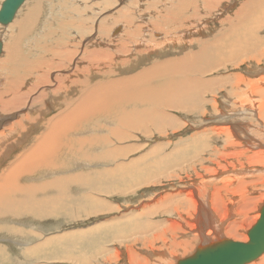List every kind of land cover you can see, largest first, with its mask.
Masks as SVG:
<instances>
[{"label":"bare ground","instance_id":"bare-ground-1","mask_svg":"<svg viewBox=\"0 0 264 264\" xmlns=\"http://www.w3.org/2000/svg\"><path fill=\"white\" fill-rule=\"evenodd\" d=\"M51 1L23 0L13 18L0 29L4 39L3 43L0 41V217L14 223L15 228L29 229L26 223L11 218L51 215L50 210L63 209L73 199L69 190L79 187L83 189L77 198L102 206L91 209L100 214L111 209L102 197L112 192L106 191L110 184L116 185L119 180L121 186L128 185L118 187L119 190L134 194L132 190L143 188L146 183L147 187L154 186L161 174L174 167L178 174L174 172L162 180L177 179V183L169 181L175 187L173 193L165 194L158 203L125 210L129 212L128 221L135 223L130 224L134 234L122 237L147 242L148 235H153L163 244L155 250H145L144 258L136 257L127 248L129 253L123 264H148L146 260L152 264H177L196 248L235 237L239 226L232 218L239 214L246 219V212H251L249 209L257 200L247 193L248 189L261 184L264 190V66L259 65L264 58V0H242L237 7L238 0H115L120 3L115 15L111 12L113 15L103 16L102 9L94 13L95 23L101 14L95 28L97 34L88 37L85 34L90 30L82 25L87 18L79 15L91 7H78L80 0H60L66 5L45 14ZM168 1L172 3L162 8ZM61 8L66 11L63 20L67 22L59 31L56 27L60 18L56 16ZM216 21L218 25L210 28V22ZM70 32L78 38L70 39ZM58 38L60 43L54 44ZM174 50L175 54L165 56L164 52ZM242 57H246L243 63L249 65L245 69L249 78L231 71L241 65ZM134 61L148 64L139 68L137 65L140 72L128 77L125 68ZM225 63L228 66L217 74L227 71L226 89L220 92L215 86L218 77L208 73ZM194 74H207L209 80L193 77ZM208 82L212 97L203 101L201 86ZM176 107L188 115L184 116L186 119L188 113H197L189 122L197 129L186 137L177 136L172 144L161 140L162 143H152L135 153L142 146L127 141V137H135L133 133L146 136V128L151 126L165 137L167 131L172 134L185 126L184 120L170 114ZM196 138L202 149L187 159H175L174 154L182 149L192 151ZM116 141H125V145L114 146ZM171 158L173 162H169ZM109 163L112 166L106 167ZM196 166L200 169L196 170ZM138 175L145 178L139 180ZM192 176H207L205 180L222 185L220 191L238 196V213H229L231 209L221 197L222 192L216 190L212 198L205 188L193 190L194 181L192 188L184 192L182 184L194 180ZM151 178L152 183L148 181ZM87 189L90 193L84 191ZM171 205L168 212L177 213L174 223L154 220L138 230V221L144 215L152 216ZM260 207L254 224L260 217ZM183 213L190 214V223L180 220ZM118 225L100 223L93 230L99 232ZM249 229L243 231V242L248 240ZM64 231L45 239L37 234L40 241L28 248L25 247L29 241L13 239L20 242L23 255L30 257L45 252L47 245H54L65 236L64 240L72 236ZM167 231L170 239L166 238ZM99 254L103 250L97 251ZM114 255L119 256L118 252ZM112 256L105 255L98 262L113 264Z\"/></svg>","mask_w":264,"mask_h":264},{"label":"rangeland","instance_id":"rangeland-1","mask_svg":"<svg viewBox=\"0 0 264 264\" xmlns=\"http://www.w3.org/2000/svg\"><path fill=\"white\" fill-rule=\"evenodd\" d=\"M241 1L242 0H238L236 2V7L239 5V3ZM169 2L170 1L165 2V4L162 5V8L164 6L168 7V5H170ZM78 3H79L78 7H80V6H82V7L85 6V8H90L91 7L89 11L83 12L81 15H79V16L84 15V17L87 18V21H84L85 24H82L83 28L85 27L88 30H90V33H86L85 34L86 37L92 36L91 34H95V33L97 34V30H95V28L97 29L98 18L101 15V14L98 13L99 17L97 18V23H95V19L97 17V14H94V13L95 12L97 13V9H102V11H101V12H103L102 15L104 13H107V14L111 15L112 14L111 12H113V14L115 15L116 14L115 12L120 7V3L118 4L115 0H80ZM170 3H172V2H170ZM64 4H65V2H64ZM59 5L65 6L66 4L65 5L60 4V0H55V1L52 0L50 6L46 8L45 14L49 10H56V12H57V10L61 7ZM148 5H149V3H148ZM150 10L152 11L153 9H150ZM64 11H65V9L61 8L60 11L57 13V16H56L57 18H60V22H59L58 26L56 27V29H58L59 31L62 30V27L65 28V25H66V22H67V21L63 20ZM103 16H105V14ZM76 18H77L76 20H78L79 17L76 16ZM216 22L215 23H211L210 22L209 27L211 28V26L213 27V26L218 25V22L217 23ZM92 23H94V24L92 25ZM3 26H5V25L0 24V29ZM56 29L53 31V34L56 33ZM70 33H71V35H68L69 37H71L70 39H74L75 40L77 35L75 33H72V32H70ZM206 33L209 34L208 31ZM68 36L66 38H64V40L68 39L69 38ZM0 41H1V43H3L4 39L0 37ZM53 42H54V44H58V43H60V40L58 38L57 40H54ZM191 47H193V45H191ZM1 49L3 50V47ZM164 53H165V56H170L172 53L175 54L176 51L174 50V51H168V52H164ZM154 57H155V55H152L151 59H153ZM245 58L246 57H242L239 60V62H241V65L239 67L233 68L231 71H233V72L235 71L234 73H238V74H240V75H242L244 77L246 76V78H249V75H247L248 74L247 71H245V69L247 70L249 68V65L247 63H243ZM259 63H260L259 64L260 68L263 67L264 66V58H261ZM141 64H142V66H145L148 63L145 62V63H141ZM141 64H138L137 61H134L132 64H129V66L127 68H125L127 76L130 77V74H132V73H135V74L139 73L140 71H139V69H137V67L139 68L141 66ZM137 65H139V66H137ZM225 65L228 66V64L225 63V64L221 65L218 69H214V70H212V71H210L208 73V74L214 75V76H211V77H218V80L215 82V86L217 88L221 89L220 92H223L224 89H226V84H225L226 75H224V74H227L226 73L227 71H224V74H220V75H217V74L220 73L219 71H223L222 69H225V67H226ZM246 65L248 66V68H246ZM130 70H132V71H130ZM239 70H240V73H239ZM192 76L193 77H199V78H206V80H209V76H207V74H203V75L194 74ZM210 88H211V83H209V82L201 86V92H200V99L201 100L207 101L209 98L212 97V95H210ZM250 98H252V97L250 96ZM218 101H220V100H218ZM200 106H202V103L199 104V107ZM173 109L175 110V112L171 111L170 114H172L174 117H176V119L184 120V125L185 126L181 127L178 130V132L177 131L172 132V134L170 133L171 131H169V133L167 131L166 134H165L167 137L166 136L163 137L162 135H160V132L158 130L156 132L153 131L151 126L146 128L148 130V132H149L148 134H146V136H143V135L141 136V134H139L137 132L133 133V135L135 137L132 140L129 137H127L128 138L127 141L128 142H132L133 141V143H135V145L142 146V148L137 150V152H135V153L143 151L144 148L150 147L152 143L156 142V143L159 144L161 142V140H163V141H165V140L167 141L168 140L172 144V143H174V141L177 140V136L186 137V135L188 136V134L190 132H192L193 130L197 129L196 126L192 125V123H189V122L192 121V119L196 116L197 113H188L189 117L186 119L185 117L188 116V115L185 114V113H183V114L180 113V108L176 107V108H173ZM192 127H193V129H192ZM181 130H183L184 132L181 131ZM129 140H131V141H129ZM200 144L201 143H200V139L199 138L194 139L192 141V146H191L192 151H188L187 152V150L182 149V151H180L178 154H174V157H175V155L177 156L175 159H177V158L179 159V157H182V156H184V159H187L189 156L192 155V152L199 151V150L202 149L203 145L202 144L200 145ZM117 145H121V146L125 145V141H122V142L116 141V142H114V146H117ZM160 145L162 147V144H160ZM204 150H206V149H204ZM206 152L207 151H203V153H206ZM12 154H14V153H11V155ZM131 156H132L131 154L128 155V157H131ZM241 160H244L243 164L247 165V162L245 161V158L241 157ZM173 161H174V158H171L169 160V162H173ZM169 162H163V165L170 164ZM221 163L224 164L225 162L222 161ZM109 165L112 166L109 163V164H106V167H109ZM208 166H211V165L208 164ZM197 169H200L199 166L198 167L196 166V170ZM174 172L178 174V169L174 170V167H173L172 169H169V170H167L165 172L166 175H164L165 173L163 174L164 176L161 174L158 177L160 182L159 181H157V182L154 181L153 182L154 186L147 187L148 183H146L147 181L146 182L144 181L143 183H146L147 186H142L143 188H139V189L136 188L135 191L132 190L133 189V187H132L131 190L133 192H135L134 194L132 192L130 193V191L127 192L126 190H119L118 187H123V186L120 185L119 180L117 181L116 185L110 184L108 186V188H106V191L110 190V191H112L111 192L112 194L110 192L109 193H105V195H102V197L105 199V202L107 204L111 205V209L109 211H105L104 210L105 212L104 211H100L99 212L100 214H98V212H94L93 213L91 211V209L92 208L93 209H102V206L97 205V203H89L88 201H84L83 199H78L77 198V196H79L82 193V189H83L82 187H79V188H71L69 190V193H70V195L72 194L73 199L70 202H68V204L65 205V207H63V209L54 208V211L50 210L51 213H52L51 215H47L45 217H40V218L34 216V218H32L30 215L26 214V215H21L20 217H12L11 218L12 221H14V222H19V223L21 222V223H24V224L26 223L27 225H29L31 227L29 229H28L27 226H19V228L18 227L15 228V224L14 223L12 224V223L6 222V220H4V218L0 217V234H1L0 237H2V239H5L3 241L0 240V248H1V250H0V264H36V263L37 264H42V263L43 264L44 263L45 264H102V261L99 263L98 260H101V258L103 256L105 257V255H110V256L113 255L111 257V260H113V262H112L113 264H123L124 262L127 261V255L129 253L128 250L130 248H131L130 250H132L134 254L136 253V257L144 258V255H147V253H145V250L146 251H151V249L155 250L157 248V246H160L161 244H163V242L161 240H159V241L158 240H154L153 239V235H148V239L149 240L147 239V242H144L142 239H139L140 242H139V240H137L135 242V241H132V238H130V237H122V236L127 235V234H129V235L134 234V229L130 226V224H135V223L130 222V220L128 221V216H126V215L129 212H127V211H129V209L135 208L137 206L138 207H142L143 205H146V204L148 205V204L158 203L159 198L162 199L163 196L165 194H167V193H173V190L175 189V187L172 188L169 181L177 183V179H172V180H167V181H162V180L164 179L163 177H166L167 175H170V174H174ZM198 172L200 174L204 173L203 171H198ZM185 173L191 175L190 172H185ZM181 175L183 176V174H181ZM207 176H203V178L200 177L202 179H200V178L198 179V178H195L194 176H192L191 179H194V180L189 181L190 182V183L188 182L189 185L187 183L182 184V185H185L184 187H182L184 189H182V188H179V189H182V190H184V192H187L190 189V187H191L190 185H192V182L194 181L197 185L195 184L196 187H194L193 190L196 189L197 187L205 188L204 189L205 192L207 194H210V196L212 198H213V195L215 194L216 190L219 193L222 192L223 195H221V194H219V195H221V197L224 198V200L228 201L227 202V204H228L227 208H230L232 210V211L230 210L229 213L230 214L231 213L232 214H237L238 213L237 210L239 209V206H238L239 203H237V201L240 200L238 198V196H235L234 194L229 193L227 190L226 191L228 193L225 192V190L220 191L219 187H221L222 185L219 184V186H218V184L215 183V182H210V181L205 180L204 178L207 177ZM122 177L125 178L124 175H122ZM138 177H139L138 178L139 180H142V179L145 178L144 175H138ZM151 180H152V178L149 179L148 181L152 183L153 180L152 181ZM197 182H199V183H197ZM128 184H129V181H128ZM127 186L128 185H126L125 187H127ZM188 186H189V188H188ZM257 186H258V188H257ZM262 186L263 185H261V184H259V185L256 184V185L253 186V190L252 189H248L249 192L247 191V193L249 195H251L252 197H257L258 201L256 200V203L253 206V208L249 209L251 212H248V213L246 212V215H245V216H247L246 219L245 218L242 219L241 215H239V214H238V216L235 215L236 217L234 216L232 218V219H236L237 220L238 226H239L237 228L238 230H237L236 236L232 237V238L231 237H227V236H225V237H227L229 239H232L234 241H240V242L242 241L241 240L242 237L244 235H246V233H244L243 231L246 232L249 228H251L250 226L252 224H254L253 223V222H255L254 217L257 214H259L258 213V209L261 206L260 203L261 204L263 203L264 190H262L263 189ZM125 187H123V188H125ZM255 188H257V189H255ZM84 191L90 193L89 191H91V190L87 189V190H84ZM250 191H252V192H250ZM259 196H260V201H259ZM175 202L177 204L178 201H175ZM235 203H237L238 205H236ZM141 204H142V206H141ZM256 205H257V208H256ZM166 206H168V205H166ZM172 207H173L172 205L169 208H167V207L163 208L162 207V208H160L158 210L157 213H155L152 216L144 215L138 221V230L145 229L147 227V225L149 224V222L150 221L151 222H155L154 220L160 221L159 223L162 222V223H166V224L167 223L168 224H172V222L175 221L176 217H177L176 216L177 213L168 212V209H170ZM126 209H128V210L125 211ZM88 211H91V214H89ZM185 214L186 213L182 214V218L180 220L181 221L184 220V219L187 220V221L189 220L188 223H190L191 222L190 218H192V217L190 216V214L189 215L188 214L185 215ZM186 216H187L188 219L186 218ZM189 216H190V218H189ZM18 218L20 220H18ZM31 222H32V224H31ZM116 222L119 223V225L116 228L109 227V228H107L105 230H102V231H99V232L93 230V228L96 227L97 224H100V223L109 224V223H116ZM183 226L184 227L187 226V223H185ZM247 227H248V229H247ZM245 228H246V230H245ZM12 229L15 230V233L10 232ZM30 229H31V231H30ZM17 230H20V232L17 231ZM26 230H29L30 232L27 233ZM63 230H65L64 233H66L67 235H70V234L72 235L70 237L71 240H70V238L67 239V240H64L65 237H66L65 236L63 239L58 240L56 244L47 245V248H46L45 252L32 254L30 257L28 255L26 256V254L23 255V251L20 250V247H22V246H19L20 242H17V241L14 240L15 237H18V238L24 239V241H29L30 243H28L26 245L27 247H25V248H28V247L34 245L35 243H38V241H40L39 239L41 237H43L45 239V238H47L49 236L60 234V233L63 232ZM80 231H83V232L81 233ZM84 233H86V234L84 235ZM37 234L41 235L40 238H37ZM48 234H51V235H48ZM143 235H145V234H143ZM131 237H133V236H131ZM170 237H171V233L169 231H167L166 232V238L170 239ZM6 239H8V241ZM116 239H117V241H116ZM119 239H121V240H119ZM124 239H125V241H124ZM10 240L13 241V242L15 241L17 243L14 242V244H13V243L10 242ZM127 240H128V242H127ZM120 242L122 243V246L119 247L118 244ZM154 242H156V243H154ZM136 243H137V245H136ZM113 247H114V249H112ZM115 248L118 249V250H115ZM127 248H129V249H127ZM141 248H143V249H141ZM148 248H149V250H148ZM4 249H6V250H4ZM100 249L103 250V254L97 255V251H99ZM114 252H118V255L121 253L119 255L120 258H119V256L116 257L114 255ZM178 255L179 254L176 255V259L178 258ZM47 257L49 259H47ZM52 257H54V258L50 260V258H52ZM263 258H264V253H263V255L258 257L256 260L252 261L253 263L250 262V263H247V264H264V259ZM45 259H46V261H45ZM146 261L148 262V264H152L150 261H148V260H146ZM137 264H146V262L138 261Z\"/></svg>","mask_w":264,"mask_h":264},{"label":"water","instance_id":"water-1","mask_svg":"<svg viewBox=\"0 0 264 264\" xmlns=\"http://www.w3.org/2000/svg\"><path fill=\"white\" fill-rule=\"evenodd\" d=\"M23 0H3L0 8V23L7 24L14 16ZM2 44H0V51ZM260 217L247 232L248 240L234 241L222 239L212 245L196 250L180 259L177 264H247L264 253V202L260 207Z\"/></svg>","mask_w":264,"mask_h":264}]
</instances>
